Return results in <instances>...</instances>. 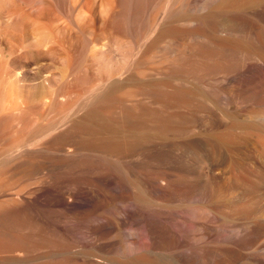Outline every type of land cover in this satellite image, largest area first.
<instances>
[{"label":"bare ground","instance_id":"6f19581e","mask_svg":"<svg viewBox=\"0 0 264 264\" xmlns=\"http://www.w3.org/2000/svg\"><path fill=\"white\" fill-rule=\"evenodd\" d=\"M245 161L264 170V0H0V259L264 264Z\"/></svg>","mask_w":264,"mask_h":264},{"label":"rangeland","instance_id":"374dc122","mask_svg":"<svg viewBox=\"0 0 264 264\" xmlns=\"http://www.w3.org/2000/svg\"><path fill=\"white\" fill-rule=\"evenodd\" d=\"M256 167V166H255ZM253 164L250 161H245L243 166L238 169L235 174L239 176H245V178L252 176L255 173H259V178L254 177L253 186H243L244 191L247 194V197L254 196L256 194H260L264 190V170L262 167H256L255 173H252ZM221 171V169H220ZM233 176L231 174H224L220 178L222 182H226L229 186H231L229 190V197H233L234 201L237 195V189L235 188V184L233 183ZM231 202H227V204H231ZM234 202L231 204V206ZM12 229L14 230L16 227H22V222H15ZM31 225L30 223H28ZM22 229V228H21ZM31 234V233H30ZM10 242V241H9ZM48 244H52V247L47 246ZM211 245V244H210ZM47 246V247H46ZM56 242L55 241H46L45 243H37L31 247H29V254L27 259V263L24 264H70L68 255L65 252H57L55 251ZM215 255L214 252L211 251L210 257ZM0 264H17L15 261H11L9 259L2 258L0 259Z\"/></svg>","mask_w":264,"mask_h":264}]
</instances>
